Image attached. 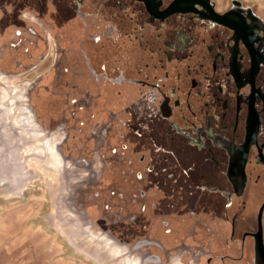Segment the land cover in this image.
Here are the masks:
<instances>
[{
	"label": "flooded vegetation",
	"instance_id": "af4514ba",
	"mask_svg": "<svg viewBox=\"0 0 264 264\" xmlns=\"http://www.w3.org/2000/svg\"><path fill=\"white\" fill-rule=\"evenodd\" d=\"M0 52L6 140L43 152L72 229L116 264H264V11L0 0Z\"/></svg>",
	"mask_w": 264,
	"mask_h": 264
},
{
	"label": "rangeland",
	"instance_id": "374dc122",
	"mask_svg": "<svg viewBox=\"0 0 264 264\" xmlns=\"http://www.w3.org/2000/svg\"><path fill=\"white\" fill-rule=\"evenodd\" d=\"M243 1L264 11V0ZM5 58L6 53L0 52L2 69L6 67ZM25 76L19 77L29 78ZM40 91L45 93L41 88ZM36 92L37 89L30 91V102L33 108L39 107V117L46 124L43 103L40 105L33 98ZM6 98L0 84V264H116V256L110 257L107 252V243L92 241L69 226L70 210L60 201L63 186L47 166L43 152L23 155L19 141L6 140V136L18 133V126L9 119L10 112H4ZM53 200L58 206L56 211ZM91 204L87 200L85 206ZM122 226L124 229L116 231L114 224L109 228L114 236L129 242L133 228L128 224ZM92 252L98 254V261L88 256Z\"/></svg>",
	"mask_w": 264,
	"mask_h": 264
},
{
	"label": "water",
	"instance_id": "95a60500",
	"mask_svg": "<svg viewBox=\"0 0 264 264\" xmlns=\"http://www.w3.org/2000/svg\"><path fill=\"white\" fill-rule=\"evenodd\" d=\"M172 1H173V2L178 1V2H184V3H191V2H193L194 0H172ZM181 9L187 10L186 7H185V8H181Z\"/></svg>",
	"mask_w": 264,
	"mask_h": 264
},
{
	"label": "bare ground",
	"instance_id": "6f19581e",
	"mask_svg": "<svg viewBox=\"0 0 264 264\" xmlns=\"http://www.w3.org/2000/svg\"><path fill=\"white\" fill-rule=\"evenodd\" d=\"M93 259V258H92ZM93 260H95V259H93ZM95 261H97V260H95Z\"/></svg>",
	"mask_w": 264,
	"mask_h": 264
}]
</instances>
